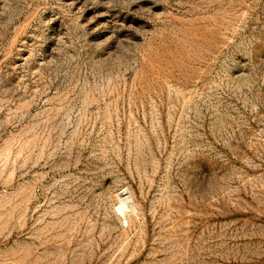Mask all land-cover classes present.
Listing matches in <instances>:
<instances>
[{
  "label": "rangeland",
  "instance_id": "obj_1",
  "mask_svg": "<svg viewBox=\"0 0 264 264\" xmlns=\"http://www.w3.org/2000/svg\"><path fill=\"white\" fill-rule=\"evenodd\" d=\"M0 264H264V0H0Z\"/></svg>",
  "mask_w": 264,
  "mask_h": 264
},
{
  "label": "clouds",
  "instance_id": "obj_2",
  "mask_svg": "<svg viewBox=\"0 0 264 264\" xmlns=\"http://www.w3.org/2000/svg\"><path fill=\"white\" fill-rule=\"evenodd\" d=\"M124 207V205L123 204H121V208H123ZM120 209H117V211H119Z\"/></svg>",
  "mask_w": 264,
  "mask_h": 264
},
{
  "label": "bare ground",
  "instance_id": "obj_3",
  "mask_svg": "<svg viewBox=\"0 0 264 264\" xmlns=\"http://www.w3.org/2000/svg\"><path fill=\"white\" fill-rule=\"evenodd\" d=\"M123 203V202H122ZM121 206V205H120Z\"/></svg>",
  "mask_w": 264,
  "mask_h": 264
}]
</instances>
